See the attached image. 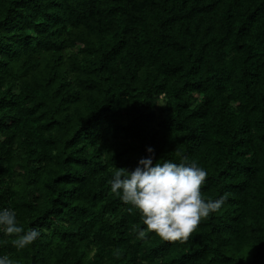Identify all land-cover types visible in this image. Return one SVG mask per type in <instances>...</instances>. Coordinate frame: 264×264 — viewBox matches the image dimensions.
I'll return each instance as SVG.
<instances>
[{
  "label": "trees",
  "instance_id": "trees-1",
  "mask_svg": "<svg viewBox=\"0 0 264 264\" xmlns=\"http://www.w3.org/2000/svg\"><path fill=\"white\" fill-rule=\"evenodd\" d=\"M148 147L226 194L186 240L110 191ZM9 207L41 232L13 264H264V0H0Z\"/></svg>",
  "mask_w": 264,
  "mask_h": 264
},
{
  "label": "clouds",
  "instance_id": "clouds-1",
  "mask_svg": "<svg viewBox=\"0 0 264 264\" xmlns=\"http://www.w3.org/2000/svg\"><path fill=\"white\" fill-rule=\"evenodd\" d=\"M146 152L133 170L116 168L108 181L110 191L138 211L145 225L140 235L149 231L167 241L186 240L203 219L222 207L226 194L218 199L203 198L201 186L207 172L196 162L165 159L154 163V149L148 147ZM40 235L37 228L21 226L13 207L0 208V236L11 238L16 249L29 247ZM0 264L13 262L0 255Z\"/></svg>",
  "mask_w": 264,
  "mask_h": 264
},
{
  "label": "rangeland",
  "instance_id": "rangeland-1",
  "mask_svg": "<svg viewBox=\"0 0 264 264\" xmlns=\"http://www.w3.org/2000/svg\"><path fill=\"white\" fill-rule=\"evenodd\" d=\"M250 257V256H249Z\"/></svg>",
  "mask_w": 264,
  "mask_h": 264
}]
</instances>
